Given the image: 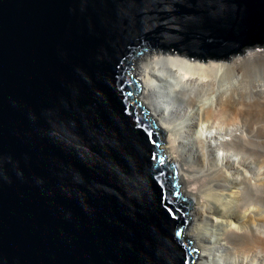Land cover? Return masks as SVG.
Returning <instances> with one entry per match:
<instances>
[{"label": "water", "instance_id": "95a60500", "mask_svg": "<svg viewBox=\"0 0 264 264\" xmlns=\"http://www.w3.org/2000/svg\"><path fill=\"white\" fill-rule=\"evenodd\" d=\"M254 48L264 0H0V264H194L136 64Z\"/></svg>", "mask_w": 264, "mask_h": 264}, {"label": "bare ground", "instance_id": "6f19581e", "mask_svg": "<svg viewBox=\"0 0 264 264\" xmlns=\"http://www.w3.org/2000/svg\"><path fill=\"white\" fill-rule=\"evenodd\" d=\"M136 74L194 205L195 264H264V48L230 62L147 54Z\"/></svg>", "mask_w": 264, "mask_h": 264}, {"label": "rangeland", "instance_id": "374dc122", "mask_svg": "<svg viewBox=\"0 0 264 264\" xmlns=\"http://www.w3.org/2000/svg\"><path fill=\"white\" fill-rule=\"evenodd\" d=\"M258 49H263V48H258ZM141 101V100H140ZM142 102V101H141ZM185 135V134H184ZM186 139V138H185ZM184 139V140H185ZM187 143L188 144H190V142L189 141H187ZM214 145V144H213ZM215 151H216V149H215V145H214V148H213ZM216 153H218V152H216ZM178 179H179V181H180V178L178 177ZM180 187H182V184H181V182H180ZM183 193V192H182ZM183 195H184V193H183ZM185 197H187L186 195H184ZM188 198V197H187ZM188 228H189V226H188ZM188 228H187V230L185 231V236L187 237V231H188ZM188 238V237H187ZM191 243L193 244V242L191 241ZM195 250H197V249H195ZM198 251V250H197ZM196 261H197V259H196ZM195 261V262H196ZM195 262H194V264H195Z\"/></svg>", "mask_w": 264, "mask_h": 264}]
</instances>
